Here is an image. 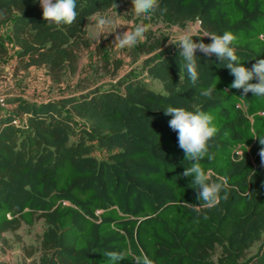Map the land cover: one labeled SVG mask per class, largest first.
I'll return each instance as SVG.
<instances>
[{
    "label": "trees",
    "instance_id": "trees-1",
    "mask_svg": "<svg viewBox=\"0 0 264 264\" xmlns=\"http://www.w3.org/2000/svg\"><path fill=\"white\" fill-rule=\"evenodd\" d=\"M122 3L132 4L77 0L76 22L56 26L43 19L39 0H0V29H8L20 69H45L59 81L77 72L90 47L87 20ZM154 13L176 24L198 21L197 43L231 32L246 68L264 59V0H160ZM179 53L170 45L142 60L163 92L127 73L110 89L9 100L15 112L0 117V242L44 220L42 264H107L105 251L122 250L121 264L136 255L154 264H264V146L255 138L264 137V97H241L242 89L229 87L230 70L199 50L193 86ZM8 55L0 36V60ZM208 87H216L211 98L200 94ZM169 106L214 117L213 158L201 164L228 179V199L214 208L189 206L200 201L192 178L182 175L190 162L164 114Z\"/></svg>",
    "mask_w": 264,
    "mask_h": 264
},
{
    "label": "clouds",
    "instance_id": "clouds-1",
    "mask_svg": "<svg viewBox=\"0 0 264 264\" xmlns=\"http://www.w3.org/2000/svg\"><path fill=\"white\" fill-rule=\"evenodd\" d=\"M43 9V19L50 25L62 26L72 25L78 17L77 0H39ZM132 10L137 17L147 16L160 7V0H131ZM116 5V4H115ZM117 7V5H116ZM93 27L96 39L100 42L101 37L107 38L115 31L112 29L114 21L110 16L96 15L93 17ZM154 30L152 24L139 23L132 30L116 34L111 44L115 49L123 50L137 46L146 39V33ZM173 35L168 43L176 45L180 49L179 56L183 60V69L193 86L199 80L197 50L208 57L215 55L220 64L230 70L234 80L229 86L230 89L243 90L241 97H247L252 93L256 97H264V59H256L251 68H246L236 54L234 43L236 37L231 32L222 35L207 33L211 43L195 42V28H174ZM105 33L107 35L105 36ZM255 80L257 82L253 83ZM216 87H208L201 91V95L211 98ZM227 91V90H226ZM166 116H171L169 127L178 134V145L184 152V160L190 162V167L185 168L182 175L191 177L190 187L197 190L198 205L189 204L192 210L200 213L202 208L211 209L219 205L221 200L228 199V179L225 176H217L211 169L205 170L201 161L206 157L213 158L209 150V142L217 133L213 120L214 117L204 111H191L184 107L169 106L164 110ZM260 145L264 146V137L256 136ZM259 156L264 165V147H261ZM223 193V196L221 195ZM107 264H121L128 256L127 251H105L103 253ZM133 264H154V261L147 255H136Z\"/></svg>",
    "mask_w": 264,
    "mask_h": 264
},
{
    "label": "rangeland",
    "instance_id": "rangeland-1",
    "mask_svg": "<svg viewBox=\"0 0 264 264\" xmlns=\"http://www.w3.org/2000/svg\"><path fill=\"white\" fill-rule=\"evenodd\" d=\"M96 15L110 16L113 21L112 29L115 31L107 38L96 39L93 27V17ZM93 15L87 20L86 34L90 47L80 53L77 72L70 74L65 71L59 81L53 80L45 69L22 70L13 54V49L8 46L9 32L7 28L0 29V36L4 38L9 48V55L0 60V98L6 100V106L0 108L2 116L8 111L15 112V105L9 100L18 96L28 100L38 99L39 102L47 98H58L63 95H73L86 92L94 87L110 89L117 86L118 80L127 73H134L144 83L157 92H163V86L158 80L150 78L142 69V60L150 54L156 53L161 48L170 46L168 40L175 35L174 28H195L196 34L201 33L200 23L191 21L173 23L156 15L154 12L137 17L132 10V4H120L106 12ZM139 23L152 24L154 30L147 32L146 39L130 49L117 50L111 44L116 34L132 30ZM107 33H105V36ZM119 66V69L117 67ZM14 109H10V108ZM21 118V117H20ZM78 124H86L85 118H76ZM97 156L103 158V153L98 151ZM46 229L44 220H39L32 227L22 226L17 232L6 233L5 241L0 242V264H42V236ZM260 243H257L250 254L257 252ZM220 250L214 258H217Z\"/></svg>",
    "mask_w": 264,
    "mask_h": 264
},
{
    "label": "built area",
    "instance_id": "built-area-1",
    "mask_svg": "<svg viewBox=\"0 0 264 264\" xmlns=\"http://www.w3.org/2000/svg\"><path fill=\"white\" fill-rule=\"evenodd\" d=\"M6 106V100L4 98H0V108ZM15 125H18L20 123V120H15Z\"/></svg>",
    "mask_w": 264,
    "mask_h": 264
},
{
    "label": "crops",
    "instance_id": "crops-1",
    "mask_svg": "<svg viewBox=\"0 0 264 264\" xmlns=\"http://www.w3.org/2000/svg\"><path fill=\"white\" fill-rule=\"evenodd\" d=\"M24 98H25V97H24ZM51 99H56V98H47V99H45V100H51ZM32 101H34V102H39L38 99H35V100H32ZM42 102H44V101H42ZM13 105H15V107H16V104H13ZM10 109L12 110V109H14V108L11 107ZM14 111H15V110H14ZM1 116H2V113L0 112V117H1Z\"/></svg>",
    "mask_w": 264,
    "mask_h": 264
}]
</instances>
